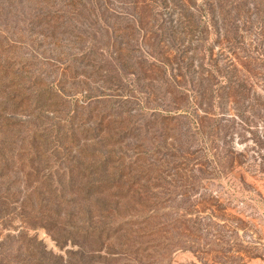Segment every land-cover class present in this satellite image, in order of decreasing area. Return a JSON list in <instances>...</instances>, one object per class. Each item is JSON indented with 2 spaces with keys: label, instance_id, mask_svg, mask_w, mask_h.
I'll return each instance as SVG.
<instances>
[{
  "label": "rangeland",
  "instance_id": "rangeland-1",
  "mask_svg": "<svg viewBox=\"0 0 264 264\" xmlns=\"http://www.w3.org/2000/svg\"><path fill=\"white\" fill-rule=\"evenodd\" d=\"M245 2L191 42L150 0H0V264H264V0Z\"/></svg>",
  "mask_w": 264,
  "mask_h": 264
},
{
  "label": "trees",
  "instance_id": "trees-1",
  "mask_svg": "<svg viewBox=\"0 0 264 264\" xmlns=\"http://www.w3.org/2000/svg\"><path fill=\"white\" fill-rule=\"evenodd\" d=\"M150 1L151 3H154V5H158L161 7L163 5L164 8L166 9H168L169 6H173L174 8H176V13L174 14L176 16V19L173 21L171 20L170 22L164 21L163 19L158 18V13L154 11V9H151L153 11L152 15L156 17V20L154 21V24H153L155 27V32L160 33L161 31H169L171 33H178L180 35H186V37L188 35L189 37H191V42H198L202 38V34H207L209 32L208 29L213 28V24H215L214 23L215 19H213L215 15L213 13H215L216 16L217 15L222 16V21H221L222 25L219 26L218 23H216L217 26H215L216 27L215 30L217 31L216 32L217 36H224V37L226 36V33L229 32V29H227V25H228L229 19L232 18V16H228L231 12L235 13L234 15L235 20H238L239 22H241V24L242 23L245 24V18H247L246 14L250 13V10H248V4L245 2V0H225L227 5L225 4L221 7L220 5H218L217 13H216L215 8L213 7V5H215V3L218 2L216 1L213 3V1L215 0H150ZM249 5L252 6V8L253 7L255 8L253 1L252 3H249ZM146 7L148 8V11H149L150 7L148 5ZM200 9H201V12H198ZM232 30H235L234 31L235 35L238 34L239 30H238V25H236V21H233V27L230 29V31ZM240 31L243 34V33H246L248 29L242 25ZM144 34H147V33L144 32ZM239 37L240 36H238V38ZM179 54L187 55L188 50H185L183 52L180 51ZM247 58L250 59V57H245V59ZM241 60L242 61H240L241 62L240 64L242 66L247 65L248 63L247 61L244 62V59H241ZM211 66H214V65H210V68ZM227 67H236V66L235 64H232L231 62V64ZM201 69L202 67H200V70ZM193 73L195 75L196 71L193 70ZM232 84L233 82L231 80H229V82L226 81V84H224L222 88L224 89L233 88ZM238 87H244V85H240ZM200 88L198 90L186 89L185 91L187 92L185 93L193 92V94L196 93V95L197 94L211 95L213 87L211 85L208 86V80L205 83V85H202ZM236 91L240 92L238 90ZM242 96L244 95L242 94Z\"/></svg>",
  "mask_w": 264,
  "mask_h": 264
}]
</instances>
